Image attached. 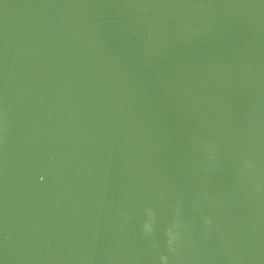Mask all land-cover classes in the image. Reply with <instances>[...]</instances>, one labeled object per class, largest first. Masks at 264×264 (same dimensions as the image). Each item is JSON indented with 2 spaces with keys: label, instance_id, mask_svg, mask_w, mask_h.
Instances as JSON below:
<instances>
[{
  "label": "water",
  "instance_id": "95a60500",
  "mask_svg": "<svg viewBox=\"0 0 264 264\" xmlns=\"http://www.w3.org/2000/svg\"><path fill=\"white\" fill-rule=\"evenodd\" d=\"M0 264H264V0H0Z\"/></svg>",
  "mask_w": 264,
  "mask_h": 264
}]
</instances>
